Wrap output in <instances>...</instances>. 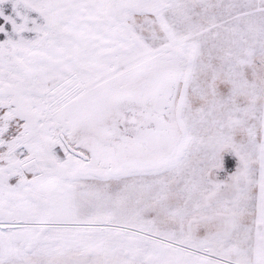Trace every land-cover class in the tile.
<instances>
[{
  "label": "rangeland",
  "instance_id": "rangeland-1",
  "mask_svg": "<svg viewBox=\"0 0 264 264\" xmlns=\"http://www.w3.org/2000/svg\"><path fill=\"white\" fill-rule=\"evenodd\" d=\"M154 70L166 149L86 167ZM0 264H264V0H0Z\"/></svg>",
  "mask_w": 264,
  "mask_h": 264
},
{
  "label": "flooded vegetation",
  "instance_id": "flooded-vegetation-1",
  "mask_svg": "<svg viewBox=\"0 0 264 264\" xmlns=\"http://www.w3.org/2000/svg\"><path fill=\"white\" fill-rule=\"evenodd\" d=\"M169 73L154 70L129 88L122 83L117 88L118 94L109 96L110 102L113 97L119 100L117 107L113 108L112 120L101 125L98 132L72 133L67 138L72 147L88 156H80L86 167L99 171L115 169L137 160V157L152 159L158 150L166 149L170 131L163 110L168 103L166 99L173 92Z\"/></svg>",
  "mask_w": 264,
  "mask_h": 264
},
{
  "label": "water",
  "instance_id": "water-1",
  "mask_svg": "<svg viewBox=\"0 0 264 264\" xmlns=\"http://www.w3.org/2000/svg\"><path fill=\"white\" fill-rule=\"evenodd\" d=\"M61 136H62L63 140L65 141V143H66V145H67V147L69 148L70 151L74 152L75 154H77V155H79V156H81V157H85V158L88 157V156H87L85 153H83L82 151H80V150H78V149L72 147L71 144L68 142V140L66 139V137H65L64 135H61Z\"/></svg>",
  "mask_w": 264,
  "mask_h": 264
}]
</instances>
